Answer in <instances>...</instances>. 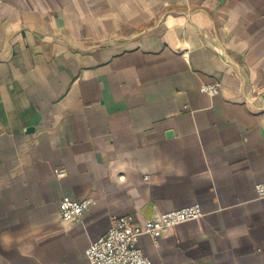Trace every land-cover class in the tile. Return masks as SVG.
<instances>
[{
    "label": "crops",
    "instance_id": "0c3cea01",
    "mask_svg": "<svg viewBox=\"0 0 264 264\" xmlns=\"http://www.w3.org/2000/svg\"><path fill=\"white\" fill-rule=\"evenodd\" d=\"M262 182L264 0H0V264H89L114 219L192 204L151 264H264Z\"/></svg>",
    "mask_w": 264,
    "mask_h": 264
},
{
    "label": "built area",
    "instance_id": "2783aa9c",
    "mask_svg": "<svg viewBox=\"0 0 264 264\" xmlns=\"http://www.w3.org/2000/svg\"><path fill=\"white\" fill-rule=\"evenodd\" d=\"M219 82L205 84L201 92L209 96L219 93ZM57 176H63V170H55ZM258 198L264 199V182L254 186ZM93 205L91 199L82 201L63 198L59 204L60 219L67 224L77 223L83 214ZM203 212L199 204L174 210L167 213H155L152 218L137 222L132 216H122L113 220L108 231L92 241L84 255L89 264H151L144 255L138 242L147 236L155 244L168 231L176 226L202 218Z\"/></svg>",
    "mask_w": 264,
    "mask_h": 264
}]
</instances>
